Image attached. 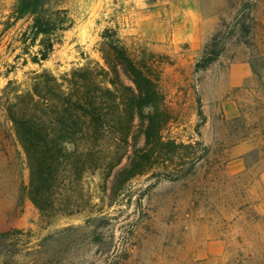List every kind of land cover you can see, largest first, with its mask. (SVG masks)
Masks as SVG:
<instances>
[{
	"label": "rangeland",
	"instance_id": "1",
	"mask_svg": "<svg viewBox=\"0 0 264 264\" xmlns=\"http://www.w3.org/2000/svg\"><path fill=\"white\" fill-rule=\"evenodd\" d=\"M15 1L0 0V232L20 231L6 246L21 249L12 264H264V0H54L73 22L41 63L21 53L28 20L5 27ZM238 18L251 26L248 34L234 26ZM106 27L152 63L170 112L163 137L201 141L184 153L202 156L182 178H166L157 163L117 192L112 174L87 172L72 193L78 211L49 216L25 195L26 158L6 102L43 69L59 77L103 65ZM217 29L220 55L195 70ZM121 149L110 139L109 156ZM188 166L167 170L178 175Z\"/></svg>",
	"mask_w": 264,
	"mask_h": 264
},
{
	"label": "trees",
	"instance_id": "2",
	"mask_svg": "<svg viewBox=\"0 0 264 264\" xmlns=\"http://www.w3.org/2000/svg\"><path fill=\"white\" fill-rule=\"evenodd\" d=\"M246 6L245 16L250 17L254 1ZM20 19L28 20L18 39L21 53L29 54L36 63L49 57L73 22L68 8L54 0H16L5 27ZM239 21L238 18L234 26L248 34L251 26ZM220 35L217 29L204 44L195 70L205 69L218 58L223 48ZM101 37L106 46V51H101L103 65L75 67L59 77L43 69L34 73L29 88L13 90L12 100L6 102L7 117L26 158L25 195L49 216L78 211L72 193L87 172L112 174L111 189L117 192L135 176L150 172L157 163L163 164L166 178H182L202 156L195 151L192 155L184 153L202 145L201 141L183 143L163 137L170 112L152 63L145 57L133 56L115 29L106 27ZM33 46L37 48L32 53ZM198 114L204 118L199 99ZM139 137L143 139L141 145ZM110 139L121 142L122 148L112 156L108 150ZM123 157L126 163L117 167ZM184 160L189 166L183 173L167 170ZM16 233L20 231L0 232V246L5 247L0 251L4 256L0 264H12L10 258L21 252L20 248H6L14 243L11 235Z\"/></svg>",
	"mask_w": 264,
	"mask_h": 264
}]
</instances>
